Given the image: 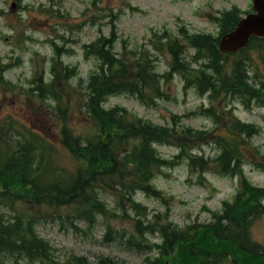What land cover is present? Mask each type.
I'll return each instance as SVG.
<instances>
[{"label":"rangeland","instance_id":"rangeland-1","mask_svg":"<svg viewBox=\"0 0 264 264\" xmlns=\"http://www.w3.org/2000/svg\"><path fill=\"white\" fill-rule=\"evenodd\" d=\"M11 5L13 9H10ZM231 5H236L244 13L251 11V0H0V60L2 64L17 63L3 74L2 81L14 85V93L17 96H12L10 91L2 93L0 88V119H4L8 114L11 117L8 118L11 121V129L17 127L23 130L25 129L23 126L30 130L35 128L53 144L51 151L48 152L32 143L21 142L20 144L24 147L19 143L15 146L11 139L4 148L12 151L22 149L10 155L14 157L18 154L23 158L29 154L33 158L34 169L35 162L43 157L47 161L37 162L39 172H46V169L40 166H49L52 163L56 167H61L65 175L67 174L70 178L73 168L75 169L85 160L79 161L69 151L70 147L68 150L60 145L58 117L52 113L53 116L48 114L44 110L43 102L31 91L29 92L31 80L42 72V83L50 84L61 98L57 101L50 95H46L44 98L47 104L57 107L63 113L66 118L65 125L74 131L76 137L83 139L86 144L94 143L98 124H93V118L84 112L82 105L87 96L79 83L82 84L89 73L96 70L98 61L93 57H84L83 45L95 40L100 33L108 34L110 15L112 13L118 15L115 23L119 37L113 45V50L129 65L134 62L137 50L149 47L148 40L153 32L162 34L166 31L170 37H178L177 30L184 26L192 33L205 32L216 35L217 28L208 19L209 15L228 9ZM51 40L57 48L61 46L63 51H68L60 54V60L63 66L76 67L78 74L73 79H59L56 73L50 72V62L55 55ZM123 40L126 44L122 43ZM186 50L188 52L185 58L190 60L193 50L189 48ZM151 51L150 53L156 59L153 62L155 70L160 74L168 70V55L155 52L153 49ZM252 55L254 63L264 72L258 52H253ZM57 72L63 74V69L59 67ZM0 84L4 87L1 81ZM183 84L182 77L174 74L172 80L165 85V89L172 96L171 100L164 101L156 98L155 105L148 108L142 106L129 94L112 95L104 102L106 108L121 106L141 119L150 120L155 124L171 125V115H184L179 117L176 133L167 139L168 143L155 145L159 155L164 159H171L173 163L172 166L163 167L161 173L152 182L163 195L162 200L147 197L139 191L135 195V199L147 207L148 220H151L155 213L163 214L168 207L167 221L172 227L182 228L194 221L206 226L205 222L212 221L210 218H213L214 214H227L224 211L226 204L231 206L238 197V184L237 176L216 174L215 165H212L202 178L195 174V169L188 171V158H185V153L183 157L173 159L181 153V147L188 155L203 154L204 157L212 159L219 153L216 138H223L226 143L234 145L233 148L237 144L248 146L250 141L253 146L243 149L247 161L243 165V170L252 187L264 186V172L255 169L249 163L255 157L256 150L258 155L260 153L264 155V108L253 105L250 110H247L239 102L233 101L229 104L230 102L226 100L225 104L222 99L209 100L206 95L200 96L190 84L184 93ZM210 105L219 115L217 122L200 114L201 107ZM229 107H233L231 116L228 112ZM191 111L194 112L190 114ZM131 113H128L129 119ZM236 119L257 125L260 128L259 134L253 136L251 140L244 134L242 137L237 131L231 129ZM187 128L204 131V133L197 138L190 137L186 135ZM84 141L81 143L84 144ZM141 141L138 136L124 138L117 147L113 146L116 158L120 161L129 159V153L135 154L139 151ZM19 156L16 159H19ZM127 173H132V167L127 169ZM5 175L9 174H0V184L5 186L4 189H0L8 194L14 191L18 177H5ZM39 179L44 181L46 175ZM121 185V183H112V187ZM113 191L107 190L100 194L109 207L113 206V201H117L119 197L118 193ZM254 192L258 198L259 189L254 188ZM261 204L264 205V198L261 199ZM43 210H41L42 214H44ZM235 210L236 208L231 206L229 212L233 214ZM37 212L36 203L27 202L19 195L10 196L4 208L0 207L1 220L5 224L24 222L28 217L35 218L38 216ZM262 212L260 218H250V222L243 229L238 225L236 229L231 228L234 232L238 230L233 233L235 246L230 247L237 251L235 257L241 261L240 264H243L240 244H246L248 239L260 250H264V211ZM127 214L134 216L130 210ZM43 220L36 223L35 231L50 245L52 261L47 260L45 253L44 261L35 260L34 262H29L20 256L0 253L2 264H68L67 259L71 254L83 255L92 264H95L100 256H109L125 264H138L143 257L127 247V239L133 233L132 219L111 220V227L106 228L100 218L94 228H88L81 220L74 219L73 222L78 229H72L67 222L60 225L49 221L43 222ZM164 221L165 219L162 222ZM108 229L112 231V234H108ZM209 231L215 230L213 227H208L206 232ZM104 233L113 238L105 241ZM148 239L149 242H159L156 236H148ZM229 240L221 239L214 245L222 244L227 251ZM228 262L229 258H225L223 262L209 261L208 264H227Z\"/></svg>","mask_w":264,"mask_h":264},{"label":"trees","instance_id":"trees-1","mask_svg":"<svg viewBox=\"0 0 264 264\" xmlns=\"http://www.w3.org/2000/svg\"><path fill=\"white\" fill-rule=\"evenodd\" d=\"M237 19L238 10L235 8L221 13L217 19L220 32L223 33L231 29ZM184 30L183 28L179 30L178 38H171L164 32L157 38L154 35V38L151 39L153 50L160 53L164 51L171 56L170 77L174 71L183 72L197 86V90L200 93L208 92L211 99L230 96L240 99L245 97L248 102L254 99L264 105V79L258 81L257 87L249 83L245 72L244 59L247 58L246 55L232 62L230 73L227 74L224 70L222 72V66L224 68L223 64L229 60V56L222 57V54L217 49V38L210 34H187ZM116 40L117 35L113 27L109 36L100 35L93 42L83 46L84 56L86 58L92 56L98 61L97 70L95 72L92 71L88 77L85 86L87 97L84 103L86 113L93 118V124H98L96 130L98 133L94 137V143L90 144L81 145L76 137L73 139L71 145L74 147L70 146V149L81 161L85 160L86 165L81 164L69 180H55L48 184V187H51L48 193H46L47 190L45 189L47 186L38 182L37 187L44 188L39 190L41 193H37L39 194L38 203L42 202L57 208L65 205H74L77 201L84 202L86 209L80 211V214L91 212L92 208H101L100 203L94 199V193L89 192V188L98 178L120 175L127 168L125 163H120L115 157L113 146L117 147V144L124 138L133 136H138L139 140H142L139 151L128 155L132 167L143 175L141 177L142 181L136 184V188L142 189L147 193L152 191V187L149 185V178L152 177L154 169L159 168L164 163L159 159L157 151L154 150L152 144L156 142L162 143L170 136H174L179 121L177 116H173L172 119H177V121H173L172 127H169L168 125L154 124L133 115L129 119L127 117L129 112L122 107L115 106L108 109L101 107L104 100L109 95L114 94L130 93L137 95L147 105L154 102L152 101L154 97L169 96V93L162 89L161 81L153 71L154 59L151 57L150 51L147 49L138 50L134 56V62L127 65V61L113 50ZM182 41L195 50L190 64L185 61V46ZM259 43V39H254L251 46L254 44L259 45ZM261 45H264V40H261ZM61 52V48H55L51 70L56 73L59 79L67 80L73 74H76V67L63 66L60 60ZM191 62L198 64V67L193 69ZM59 67L63 69V74L57 72ZM36 82V88L42 97L44 96L43 94H50L53 98L60 99L50 84L42 83L40 77H38ZM200 114L213 118L214 122H217L219 118L212 106L201 109ZM235 127L240 133L247 132L250 134L251 132H256L253 125L237 122L235 126H231V129L236 131ZM186 130L188 132L186 135L190 137L197 138L198 135L204 133L191 128ZM71 137L68 136L66 140H70ZM31 139L39 140L38 137L34 136ZM216 140L219 143L223 142L220 144L222 153L229 157V161L232 158H240L238 148H233L234 145L229 142L226 143L223 138H217ZM30 143H35V141ZM201 159L190 158V162L191 164H196ZM6 160L4 159L0 163L3 173L13 174L12 178L18 177L20 181L17 179L16 187L22 189L21 193L29 194V192L33 191L27 188L28 185L27 187L23 185L24 181L27 180L24 172L29 175L32 171V156L29 154H26L23 158L19 156V159H14L12 163V159L10 162H6ZM38 177H40V173ZM6 196H8L6 193L0 194V198ZM251 200L240 202V219L243 220L246 216L245 206ZM251 212L259 214L260 208L256 207ZM4 229L5 227L1 225L0 231ZM159 232L163 236V243L158 245L157 248H159L162 255L159 258H147L144 264H208V261H202L198 257L200 248L196 249L197 237L193 235L194 231L189 230L186 233H181L180 230L170 226H163L160 227ZM33 238L31 236L29 239L28 246L30 249L44 245L40 240H34ZM242 252L241 259L244 264H264V252H257L250 246L243 247ZM165 254H167L169 262L165 259ZM236 254L237 251L232 252L234 258ZM99 264L114 263L110 260H100Z\"/></svg>","mask_w":264,"mask_h":264},{"label":"water","instance_id":"water-1","mask_svg":"<svg viewBox=\"0 0 264 264\" xmlns=\"http://www.w3.org/2000/svg\"><path fill=\"white\" fill-rule=\"evenodd\" d=\"M254 8L257 11L256 14L249 15L246 19H243L238 24L237 28L222 37L220 42V49L222 51H232L243 46L252 31L248 30L249 25L256 19L261 20L259 25L254 28H250L258 34H264V0H253Z\"/></svg>","mask_w":264,"mask_h":264},{"label":"bare ground","instance_id":"bare-ground-1","mask_svg":"<svg viewBox=\"0 0 264 264\" xmlns=\"http://www.w3.org/2000/svg\"><path fill=\"white\" fill-rule=\"evenodd\" d=\"M145 65V64H144ZM152 69V68H151ZM151 72V71H150ZM232 92V91H231ZM234 92V91H233ZM121 93V92H120ZM101 107H103L102 105H101ZM104 109V108H103ZM173 136V135H172ZM172 139V138H171ZM168 141V140H167ZM157 143V142H156ZM159 143V142H158ZM166 143H168V142H166ZM155 150V149H154ZM213 159V158H212ZM168 167V166H167ZM3 219V218H2Z\"/></svg>","mask_w":264,"mask_h":264}]
</instances>
